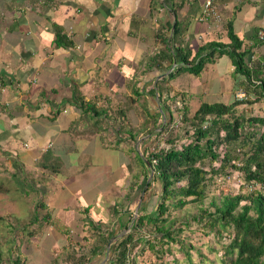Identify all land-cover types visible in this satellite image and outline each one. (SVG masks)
<instances>
[{
  "label": "crops",
  "instance_id": "0c3cea01",
  "mask_svg": "<svg viewBox=\"0 0 264 264\" xmlns=\"http://www.w3.org/2000/svg\"><path fill=\"white\" fill-rule=\"evenodd\" d=\"M216 2L217 24L199 21L204 0H0V175L39 179L31 185L44 189L41 207L53 248L83 247L89 258L93 224H106L105 234L118 238L131 230L138 209L149 207L139 201L145 184L124 203L137 147L128 143L134 128L120 107L127 98L142 102L145 117L160 107L153 89H170L163 98H177L170 83L187 74L170 77L184 67L180 50L197 53L203 41L230 44L223 31L229 20L243 49L251 50L247 59L264 55V46L253 47L255 30L264 29V0ZM178 22L183 30L175 39ZM58 36L72 45L58 46ZM205 70L216 74L198 92L199 105L221 102L208 100L207 84L230 82L234 66L227 56L215 57ZM202 76L184 79L197 83ZM115 239L87 264H110Z\"/></svg>",
  "mask_w": 264,
  "mask_h": 264
},
{
  "label": "trees",
  "instance_id": "16d2710c",
  "mask_svg": "<svg viewBox=\"0 0 264 264\" xmlns=\"http://www.w3.org/2000/svg\"><path fill=\"white\" fill-rule=\"evenodd\" d=\"M212 1L218 4L216 0ZM181 26L178 22L172 38L181 33ZM224 26L223 31L230 44L208 43L200 46L197 53L189 49L186 52L180 50L184 67L176 68L177 71L174 70L172 76L180 73L200 76L215 57L227 56L234 66L233 87L235 90L245 89L247 97L243 100L234 98L230 103L201 102L191 112L186 104L190 105L187 101L194 100L193 96L188 93L177 95L176 97L185 96L181 100L169 96V100H172L169 102L163 98L164 93H167L166 89H153L154 94L160 95L159 110L147 113L141 127L134 129L131 136L133 139L149 136L153 138L152 141L155 140L156 147L150 150V146L144 145L143 141L142 153L138 149L131 151L136 173L132 174V181L124 198V203L131 202L137 193L142 192V185L145 184L144 195L140 193V199L146 200L149 207L146 209L142 205V213L130 232L121 237L117 238V232L108 235L105 230H101L103 234L99 235L94 232L96 239L93 244L96 245L93 250L90 249L89 258L86 256L88 260L98 254L95 253L98 244L105 247L111 238L116 237L110 264H196L192 255L195 245L188 238L181 239L184 228H191V224L195 222L205 235L215 234L228 241L223 245L222 264L226 257H231L230 264H264V114L251 109L264 102V55L257 61H249L247 57L252 56L251 50L243 49V42L235 31L233 20H229ZM262 32L264 29L255 30L253 47L264 46V40L260 38ZM57 39L58 46L72 45L65 37L58 36ZM167 41L165 39V43ZM210 47L211 52L204 55ZM1 84L0 91L3 88ZM137 93L136 96H139L138 89ZM232 96L235 95L232 93ZM198 99L201 100V97ZM171 103L177 104L175 114ZM164 116L166 118L163 122ZM172 116L180 118L176 121ZM236 173L239 175L234 178ZM232 177L241 181L238 189L240 193L213 197L206 203L211 183L223 185L230 182ZM189 204H197L198 211L191 214L186 208L187 213L182 216L184 221L169 218L172 209H182ZM118 208H114L116 214L119 212ZM150 208L152 211L148 215ZM177 221L180 224L175 228ZM128 227L126 225L125 230ZM149 232L161 235L160 239H150ZM225 232L226 235L223 236ZM155 239L162 243L155 245ZM174 245L178 248H171ZM63 251H67L66 260L73 262L70 264H87L85 257L77 259L75 263V257L78 258L76 250L71 252L65 247ZM82 254L85 256L84 252ZM169 256L173 258L172 261L164 263ZM204 260L202 258L201 262ZM3 262L0 253V264ZM12 264L25 262L18 258Z\"/></svg>",
  "mask_w": 264,
  "mask_h": 264
},
{
  "label": "rangeland",
  "instance_id": "374dc122",
  "mask_svg": "<svg viewBox=\"0 0 264 264\" xmlns=\"http://www.w3.org/2000/svg\"><path fill=\"white\" fill-rule=\"evenodd\" d=\"M179 35H177L175 39H177ZM204 44L205 42L203 41L200 45L204 46ZM219 65L221 66V68H217L216 70L217 71L221 70L220 72H218L221 77V76H224L222 70L224 68V65H226L225 60L223 59V61L220 62ZM213 74H216V73L212 72L211 70L204 69L202 73L203 75L202 79L204 81L203 80L201 81L200 79L197 83L194 81L189 82L187 78L184 79V76L188 77V74H185L183 76L174 78L171 81L170 86H173L174 88H176L179 94H182L183 92V93L191 94L193 96L194 100L191 99L190 101H187L189 102L190 105L186 104L189 110L193 112L199 106L200 101L198 100V97L200 98L201 94L199 95L198 92L207 90L206 85H205V80L209 79L211 81L212 80L211 76ZM190 75H192L194 78L200 77V76H196L193 74H190ZM170 77L172 79V75ZM227 79L228 78L225 77V81L216 80L214 83V86L207 84V86L210 88L209 93H207L208 100L210 102H216L220 100L221 102L230 103L232 99L237 97V93L239 92L246 93V90L243 88H240L239 90L234 89L232 76H231L230 82ZM166 92H167L166 96H168L171 90L166 89ZM232 93L235 96H232ZM246 96H247V93H246ZM183 97L185 96H179L177 98L181 100V98ZM170 101L172 100H169V102ZM124 105L125 107L123 105H121L120 107L124 109L123 111L127 115L125 119H126L127 124L130 127V130H132V128H134L135 130L137 129V127L140 128L142 125V122H144V119H146L145 112L144 110H142V106H143L142 102L137 101V100L132 101L131 98L129 99L127 98L125 100ZM179 105L181 106V102H179ZM171 106L175 114L177 104L171 103ZM254 107L251 108L253 111H256V113H259V114H264V102L258 103L254 105ZM165 118H166L165 116L162 118L163 122ZM172 118L178 121L180 116H177L176 118L175 116H172ZM120 129H122V127H120ZM121 137L126 139L124 135H122ZM152 139L153 138L143 135L142 140L140 139L139 141L138 139L129 138L130 141L128 143L131 145L134 144L135 146H137L135 149H138V151L142 153L144 150V148H142L143 141H145L144 145H148V147L150 146V150H153L154 147H156V142L155 140L152 141ZM132 168L133 170H135L134 172L135 174L136 169L134 166ZM24 175H25L24 177L25 180H16V179H13L12 176H9L6 174L0 175L1 176L0 178V253L4 261L3 264H12V262L18 258H21V260L25 262V264H70L72 261L66 260L68 257V254H67V251H63L62 245H59V247L54 246L53 248L54 241L50 234L51 231L49 232L47 230V228L50 225L49 223L46 222L44 218L45 217L44 207L43 208L41 207L43 204V198L40 193V189L41 191H44V189L42 188V186H40V188H38L39 192H37L33 190V186L31 185L32 183L36 181L38 182L39 179H36V178L33 179V177H31V174H28V173H25ZM238 175L239 173H236L234 178H237ZM234 178L232 177L231 179H229L230 182L228 181L227 183L223 185H220V184L217 185L214 182L211 183V186L209 189L210 192H208L207 198L205 200L206 203H208L209 200L212 199L213 197H219L225 194L238 195L240 193L238 192V189H239V185H241V181H239L238 179L234 180ZM42 180L43 179H41V181ZM139 201H141V199H139ZM242 204L244 205L245 202H242ZM197 206H198L197 204H194V205L189 204L185 208H182V209L181 208L172 209L171 214L169 215V218L170 219L178 218L180 221H184V217L182 216L187 213L185 209L188 208L190 211L189 213L192 214L198 211ZM152 207L154 208L153 205ZM151 211H152V208L149 209V212L147 211V214L149 215ZM180 221L176 222L175 228L179 227ZM92 226H93L92 232H95L96 235L103 234L102 231H104L107 227L106 224L104 223L102 224L99 223L97 225L93 224ZM49 234H50V237L45 239V237ZM133 235H135V232H133ZM225 235H226V232L223 233V236ZM153 237L154 238L157 237L159 240L161 235L151 234L149 232V238L151 239ZM185 238H188L189 242H191L192 245H195L196 249L192 255H193V260L197 262L196 264H222V261H223L222 259L224 255L223 245L225 243H228V241L225 240L224 237L220 238L216 236L215 234L207 236L201 230L198 229V224L194 222L191 224V228L189 229L184 228V231L182 232V235H181V239H185ZM158 240L155 239V243H156L155 245H159L162 243V242L159 243ZM89 241H90V244H87V247H86L87 249L91 245V243L92 245H96V244H93L94 238L90 239ZM111 241H112V238L110 239L108 245L111 244ZM108 245L104 247V245L98 244V247L95 248L96 250L95 253L97 254L103 250H107ZM73 247L74 246L71 244H69V246H66V248L69 251L71 250V252L74 250ZM174 247L178 248L177 245H174L171 248H174ZM211 247L212 249L210 250ZM197 249L199 250L197 251ZM84 250L85 248L84 249L79 248V251L77 250L76 255H78V258L75 257L76 259L75 263L78 261L77 259H82V256H83L82 252H84ZM38 251L40 252L39 254L42 255L43 253L44 255H42L41 257H38V254H37ZM177 255L175 254V256ZM202 258L205 259L203 262H201ZM172 259L173 258L169 256L167 257L164 263H168L169 261L171 262ZM207 260L209 262H207ZM225 260H226L225 261L226 264H230L229 262L231 260V257H226Z\"/></svg>",
  "mask_w": 264,
  "mask_h": 264
},
{
  "label": "built area",
  "instance_id": "2783aa9c",
  "mask_svg": "<svg viewBox=\"0 0 264 264\" xmlns=\"http://www.w3.org/2000/svg\"><path fill=\"white\" fill-rule=\"evenodd\" d=\"M199 20L201 22H210L212 21L213 23H221L222 22V14L219 12L218 8L214 5L212 0H206L205 4L203 5L202 13L200 15ZM261 40H264V32L260 34ZM246 93L245 92H239L237 93L236 99L238 100H243L245 99ZM1 99H0V104H1ZM177 126V125H176Z\"/></svg>",
  "mask_w": 264,
  "mask_h": 264
},
{
  "label": "clouds",
  "instance_id": "9594fccd",
  "mask_svg": "<svg viewBox=\"0 0 264 264\" xmlns=\"http://www.w3.org/2000/svg\"><path fill=\"white\" fill-rule=\"evenodd\" d=\"M0 99H1V98H0ZM149 181H150V180H149ZM142 210H143V209H138L137 213L135 214V218H134V221H133V223H132V226L134 225L135 220L137 219V217L139 216V214L142 213ZM132 226H131V228H132ZM129 232H130V231H129ZM129 232H128V233H129Z\"/></svg>",
  "mask_w": 264,
  "mask_h": 264
},
{
  "label": "bare ground",
  "instance_id": "6f19581e",
  "mask_svg": "<svg viewBox=\"0 0 264 264\" xmlns=\"http://www.w3.org/2000/svg\"><path fill=\"white\" fill-rule=\"evenodd\" d=\"M204 4H205V3H204ZM204 4H203V5H204ZM214 5H215V4H214ZM215 6H216V5H215ZM216 7H217V6H216ZM202 9H203V7H202ZM199 21H200V20H199ZM200 22H201V21H200Z\"/></svg>",
  "mask_w": 264,
  "mask_h": 264
},
{
  "label": "water",
  "instance_id": "95a60500",
  "mask_svg": "<svg viewBox=\"0 0 264 264\" xmlns=\"http://www.w3.org/2000/svg\"><path fill=\"white\" fill-rule=\"evenodd\" d=\"M111 244H112V243H111ZM111 244H110V245H111ZM110 245H108V246H110Z\"/></svg>",
  "mask_w": 264,
  "mask_h": 264
}]
</instances>
